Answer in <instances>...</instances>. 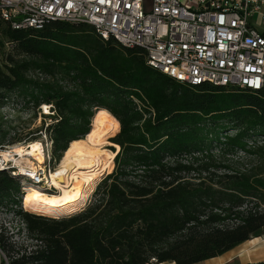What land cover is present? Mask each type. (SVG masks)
I'll use <instances>...</instances> for the list:
<instances>
[{"label": "trees", "instance_id": "16d2710c", "mask_svg": "<svg viewBox=\"0 0 264 264\" xmlns=\"http://www.w3.org/2000/svg\"><path fill=\"white\" fill-rule=\"evenodd\" d=\"M42 105L54 164L101 113L119 150L87 206L61 218L25 211L0 171V209L35 242L0 228V264H196L264 234V91L181 83L86 23L14 30L0 19V147L22 140L19 112ZM213 149L257 158L258 170L212 163Z\"/></svg>", "mask_w": 264, "mask_h": 264}, {"label": "built area", "instance_id": "2783aa9c", "mask_svg": "<svg viewBox=\"0 0 264 264\" xmlns=\"http://www.w3.org/2000/svg\"><path fill=\"white\" fill-rule=\"evenodd\" d=\"M0 11L11 15L14 30L41 29L48 20L101 21L105 39L126 37L121 45L151 52L148 65L181 83L183 76L197 84L264 83V0H0ZM46 118L38 131L43 162L21 169L14 159L2 160L1 151L13 144L2 145L0 171L50 187L55 167ZM31 141L17 143L29 148ZM144 264L161 263L152 257Z\"/></svg>", "mask_w": 264, "mask_h": 264}, {"label": "bare ground", "instance_id": "6f19581e", "mask_svg": "<svg viewBox=\"0 0 264 264\" xmlns=\"http://www.w3.org/2000/svg\"><path fill=\"white\" fill-rule=\"evenodd\" d=\"M0 19L12 28L11 15L0 11ZM66 21L81 23L73 20ZM84 23L92 26L99 36L105 37V30L101 29V21H86ZM118 43L126 44V37H119ZM123 46L127 47V45ZM144 54L146 62L153 64L154 56L151 55V52H144ZM152 67L155 68V66ZM166 75L177 80L175 75ZM183 83L199 85L192 81L191 76H183ZM217 85L264 91V83H245L243 87L241 84H224V82H217ZM115 130L116 127L109 115L101 113L94 120L91 131L83 139L71 141L68 148L62 153L55 170L50 172L49 188L37 187L28 182L22 183L24 187L22 204L25 210L33 213L53 214L74 211L82 206L95 181L112 171L113 159L119 146L104 138L112 135ZM107 145H113L115 150L107 149ZM14 154L18 157H13ZM1 156L2 160L14 159L21 169L23 164L29 168H35V165H40L43 162L41 143L35 140L29 143V148H25L19 143L13 144L10 150L1 151ZM51 188L56 192L47 193L44 191V189Z\"/></svg>", "mask_w": 264, "mask_h": 264}, {"label": "rangeland", "instance_id": "374dc122", "mask_svg": "<svg viewBox=\"0 0 264 264\" xmlns=\"http://www.w3.org/2000/svg\"><path fill=\"white\" fill-rule=\"evenodd\" d=\"M145 1H146V4L149 5L150 0H145ZM45 107H46V105L40 106L39 111L36 110L35 114H33L30 111H23V112H19V114H17L18 116H16V115L12 114L9 110H4L3 112L5 114L10 113L11 115H14L16 117H22L23 118L20 126L18 127L19 129L16 130L18 137H20V139H22L21 141H23V140H27V141L32 140L33 141V139L35 141H39V136H38L39 132L38 131L40 129L41 124L44 122L42 120L43 115L45 116V115L50 113L49 109L45 108ZM45 109H47V110H45ZM45 120H47V118ZM114 133L112 135L106 136L104 139L111 141V139L115 136ZM262 140H264V137L259 136V137H257L256 141L258 144H260V143H262ZM106 148L109 150H111L113 148L115 150V148L110 146V145H107ZM211 153H212V159H211L212 163L228 164L231 167H233V169H253V171L258 170V168H257L258 167V159L257 158L245 156L243 153H238L236 155L221 154L215 149H213V151ZM203 161H206V159ZM57 165H58V163L54 164V167L56 168ZM104 175H106V174H104ZM104 175H102L101 177H99L95 181L91 190H89L87 197H86V200L84 201L83 205L80 206L78 209H76L74 211L63 212V213L44 214L42 212H39V213H34V214L42 215V216H46V217H51V218H61V217L69 216L75 212L81 211L84 207L87 206V204L93 198L92 195H93V192L95 190V187ZM14 178L19 182L20 198L22 200V196L24 194V190H23L24 187L22 185L21 178H20V176H14ZM27 185H29V184H27ZM44 191H46L47 193L56 192V190L53 188L44 189ZM31 213H33V212H31ZM3 227L10 234L12 233V235H11L12 239L15 240L18 244H21L24 247L27 245H30V244H32V245L35 244L34 241H32L28 238L26 231L24 229V224L21 222V220L18 217L13 216L11 213H8L5 210L0 209V228H3ZM249 244L251 245L250 246L251 251L255 252L257 257L264 258V234H262L259 237L254 238V239L252 238L250 240ZM196 264H201V262H198ZM233 264H238V263L234 262Z\"/></svg>", "mask_w": 264, "mask_h": 264}, {"label": "crops", "instance_id": "0c3cea01", "mask_svg": "<svg viewBox=\"0 0 264 264\" xmlns=\"http://www.w3.org/2000/svg\"><path fill=\"white\" fill-rule=\"evenodd\" d=\"M250 240L238 245L237 247L223 253L220 256L201 261V264H233L234 262L242 264L245 262H255L264 260V258L257 257L256 253L251 251V245L249 244ZM161 264L175 263L163 262Z\"/></svg>", "mask_w": 264, "mask_h": 264}, {"label": "water", "instance_id": "95a60500", "mask_svg": "<svg viewBox=\"0 0 264 264\" xmlns=\"http://www.w3.org/2000/svg\"><path fill=\"white\" fill-rule=\"evenodd\" d=\"M110 146H112L113 147V145H110ZM44 212V211H43Z\"/></svg>", "mask_w": 264, "mask_h": 264}, {"label": "snow or ice", "instance_id": "6c2138e0", "mask_svg": "<svg viewBox=\"0 0 264 264\" xmlns=\"http://www.w3.org/2000/svg\"><path fill=\"white\" fill-rule=\"evenodd\" d=\"M45 110H47V109H45ZM59 175V174H58Z\"/></svg>", "mask_w": 264, "mask_h": 264}]
</instances>
